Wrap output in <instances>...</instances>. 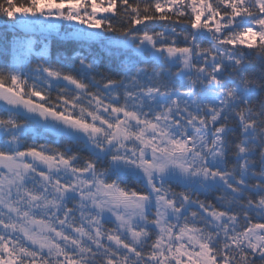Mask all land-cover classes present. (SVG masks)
<instances>
[{
  "label": "snow or ice",
  "instance_id": "1",
  "mask_svg": "<svg viewBox=\"0 0 264 264\" xmlns=\"http://www.w3.org/2000/svg\"><path fill=\"white\" fill-rule=\"evenodd\" d=\"M0 22V264H264V0Z\"/></svg>",
  "mask_w": 264,
  "mask_h": 264
},
{
  "label": "trees",
  "instance_id": "2",
  "mask_svg": "<svg viewBox=\"0 0 264 264\" xmlns=\"http://www.w3.org/2000/svg\"><path fill=\"white\" fill-rule=\"evenodd\" d=\"M4 27L3 23L0 22V30H2ZM9 33L12 32V29L9 27L8 29ZM17 31H20L19 29H17ZM8 45H9V51H11V35L9 36L8 38ZM57 44L55 43V41L53 42V47H52V53L53 55H55L56 51H57ZM78 47V45H76L75 43L73 42H65V48L70 52L72 50H75L76 48ZM97 55H101L103 56V53L101 52H98L96 53ZM107 59V57H105V60Z\"/></svg>",
  "mask_w": 264,
  "mask_h": 264
}]
</instances>
